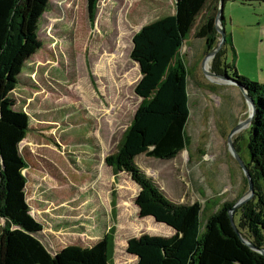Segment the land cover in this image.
I'll return each mask as SVG.
<instances>
[{"label":"rangeland","instance_id":"rangeland-1","mask_svg":"<svg viewBox=\"0 0 264 264\" xmlns=\"http://www.w3.org/2000/svg\"><path fill=\"white\" fill-rule=\"evenodd\" d=\"M140 1L99 0L92 24L87 0H35L28 39L6 74L16 84L10 94L15 110L29 116V131L20 144L27 163L25 191L31 214L44 226L37 237L52 254L69 245L98 243L113 225V195L117 242L112 264L131 255L121 245L128 237L169 238L175 233L150 217L151 223L140 218L135 204L139 187L126 173L113 175L105 163L118 150L142 101L135 94L142 75L130 58L133 37L171 5L163 0L160 11L149 12L148 3ZM224 19L235 47L228 46L226 61L235 62L240 76L263 85L264 3L229 1ZM194 35L195 29L181 50L190 72L186 130L191 145L172 160L141 155L136 163L173 202L202 205L204 232L208 217L248 194L236 157L245 164L250 160L249 125L231 134L248 119L250 107L237 86L204 72L206 43ZM4 226L0 218V234ZM150 226L155 232L146 230Z\"/></svg>","mask_w":264,"mask_h":264},{"label":"trees","instance_id":"trees-1","mask_svg":"<svg viewBox=\"0 0 264 264\" xmlns=\"http://www.w3.org/2000/svg\"><path fill=\"white\" fill-rule=\"evenodd\" d=\"M229 1L242 6L264 3V0H223L224 6ZM34 2L0 0V218L5 220L0 234V264H112L117 219L114 195L111 200L113 225L94 246L69 245L52 254L37 237L44 226L31 214L25 191L27 163L20 153V144L29 131V116L15 110L16 103L10 94L16 84L6 77L28 39ZM174 2L175 15L143 26L133 37L130 58L139 65L142 75L135 94L142 101L118 150L106 157L105 163L113 175L126 173L139 187L135 201L139 217L149 223L154 219L165 224L175 234L169 238L145 233L132 237L127 243V253L138 258L137 264H264V256L244 242L264 250V84L240 76L235 62L226 61L228 46L235 51L232 35L227 34L224 47L213 60L211 72L233 77L255 100L256 106L248 128L250 160L246 163L255 194L234 211L236 228L230 211L240 198L224 204L208 217L202 232V205L173 202L136 163L141 155L172 160L189 148L191 139L186 128L190 116V72L181 50L194 29L195 38L206 43L207 54L220 39L216 29L220 0H214V4H210L211 0ZM98 3L99 0H87L92 24ZM209 4L208 14L196 27ZM223 25L225 27V19ZM245 181L248 187L247 179ZM146 230L155 232L151 226ZM121 245L126 248L125 242ZM134 261V257L126 255L118 258L116 264H133Z\"/></svg>","mask_w":264,"mask_h":264},{"label":"water","instance_id":"water-1","mask_svg":"<svg viewBox=\"0 0 264 264\" xmlns=\"http://www.w3.org/2000/svg\"><path fill=\"white\" fill-rule=\"evenodd\" d=\"M223 22H224V2H223V0H220L219 9H218V13H217V16H216V29H217L218 34L220 35V39H219V42H218L217 46L208 53L206 59L204 60L203 67H204V72L207 75L219 78L220 80L225 81L224 83H226V84H232L234 86H237L240 89V91L242 92L243 96L246 98V100H247V102L249 104V107H250V105L252 106V112L250 113L248 119L246 121H244L243 123H241L239 126H237L233 130V132L231 134V135H233V134L237 133L244 125H249V126L251 125V123L253 121V118L255 116V113H256V106H255V100L252 97L249 96V94L247 93L246 90H244L242 87H239V85L235 82V79L229 77L227 74H225V75H217L215 73L207 71L206 68H205V63H206L207 59L209 57H211V56L213 58H215L217 53L225 45L227 33H226L225 27L223 25ZM236 158H237V161H238L239 165L241 166V168L243 169V171L245 173L246 179L248 181L249 190H248V194L243 196L242 198H240L238 200V202L234 205V207L230 211V218H231L232 224H233V226L235 228H236V226H235V223H234V211L236 209H238L239 207H241L243 204L247 203L249 200H251L254 197V194H255L254 183H253V180H252V178H251V176L249 174V171H248V169L246 167V164L239 157H236ZM244 242L246 244H248L252 249L258 251L261 255L264 256V250L256 249L248 241L244 240Z\"/></svg>","mask_w":264,"mask_h":264},{"label":"crops","instance_id":"crops-1","mask_svg":"<svg viewBox=\"0 0 264 264\" xmlns=\"http://www.w3.org/2000/svg\"><path fill=\"white\" fill-rule=\"evenodd\" d=\"M133 1H135V0H133ZM137 1H140V0H137ZM143 1L146 2V3H148V6L145 8V10H146V11H149V12H155V11L158 10V9H159V11H160V9L163 8V6H164V4H163V0H141L140 2H143ZM208 12H209V9L207 8L206 15L208 14ZM175 13H176L175 2H174V0H171V5H170V8L168 9V12L165 13V14L163 13V11L158 12V15L154 17V20H155V21H158V18H159V20H160V19H163V18H165V17L175 15ZM159 16H161V17H159ZM203 19H204V16L200 15V17L198 18L199 23H198V21H197V25H199V24L202 22ZM155 21H154V22H155ZM152 23H153V22H152ZM150 24H151V23H150ZM174 234H175V233H174ZM174 234H173V235H174ZM173 235H172V236H173ZM130 238H132V237H128V238H126V240H125L126 249H127V243H128V240H129ZM116 242H117V238L115 239V244H116ZM114 255H115V253H114ZM126 255H127V254H126ZM130 256H132V257L135 258V261H134L133 264H137V262H138V258H137L136 256H134V255H130ZM117 259H118V258H117ZM116 261H117V260H116Z\"/></svg>","mask_w":264,"mask_h":264},{"label":"bare ground","instance_id":"bare-ground-1","mask_svg":"<svg viewBox=\"0 0 264 264\" xmlns=\"http://www.w3.org/2000/svg\"><path fill=\"white\" fill-rule=\"evenodd\" d=\"M209 58H212V56L211 57H209ZM208 58V59H209ZM208 59H207V61H206V63H205V68H206V70H208L209 71V67H210V62H211V59L208 61ZM212 79H214V78H212ZM214 80H216V79H214ZM252 112V106L250 105V113Z\"/></svg>","mask_w":264,"mask_h":264}]
</instances>
